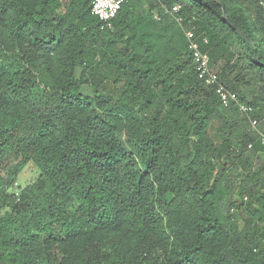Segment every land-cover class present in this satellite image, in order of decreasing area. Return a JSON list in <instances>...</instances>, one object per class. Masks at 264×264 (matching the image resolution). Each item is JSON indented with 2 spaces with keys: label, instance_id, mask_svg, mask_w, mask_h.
<instances>
[{
  "label": "trees",
  "instance_id": "trees-1",
  "mask_svg": "<svg viewBox=\"0 0 264 264\" xmlns=\"http://www.w3.org/2000/svg\"><path fill=\"white\" fill-rule=\"evenodd\" d=\"M91 4L0 0V264H264L260 0Z\"/></svg>",
  "mask_w": 264,
  "mask_h": 264
},
{
  "label": "built area",
  "instance_id": "built-area-1",
  "mask_svg": "<svg viewBox=\"0 0 264 264\" xmlns=\"http://www.w3.org/2000/svg\"><path fill=\"white\" fill-rule=\"evenodd\" d=\"M129 0H92L91 9L92 13L98 17L103 25V29L113 27V20L117 17L123 5ZM260 5L264 7V0H260ZM180 6L177 5L172 10L166 9L167 13L177 14L180 11ZM178 22H181L178 19ZM189 41V51L194 59L199 79L207 86L215 88L216 94L220 98L223 106L229 107L232 103L239 107L240 111L251 115L253 107L242 103L238 94L229 89L220 78L217 70L211 66V59L208 52L204 51L201 46V41L196 37L195 33L191 30L186 32ZM207 43V41H205ZM257 120H251V125L254 130L258 127ZM261 143L264 146V133L259 132ZM250 146L249 148H251Z\"/></svg>",
  "mask_w": 264,
  "mask_h": 264
},
{
  "label": "rangeland",
  "instance_id": "rangeland-1",
  "mask_svg": "<svg viewBox=\"0 0 264 264\" xmlns=\"http://www.w3.org/2000/svg\"><path fill=\"white\" fill-rule=\"evenodd\" d=\"M39 174V170L33 164H29L19 175L18 180L15 183L14 190H18L32 184L37 180Z\"/></svg>",
  "mask_w": 264,
  "mask_h": 264
}]
</instances>
